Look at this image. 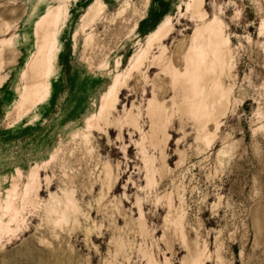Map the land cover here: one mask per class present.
Segmentation results:
<instances>
[{
  "label": "rangeland",
  "instance_id": "1",
  "mask_svg": "<svg viewBox=\"0 0 264 264\" xmlns=\"http://www.w3.org/2000/svg\"><path fill=\"white\" fill-rule=\"evenodd\" d=\"M0 264H264V0H0Z\"/></svg>",
  "mask_w": 264,
  "mask_h": 264
},
{
  "label": "bare ground",
  "instance_id": "2",
  "mask_svg": "<svg viewBox=\"0 0 264 264\" xmlns=\"http://www.w3.org/2000/svg\"><path fill=\"white\" fill-rule=\"evenodd\" d=\"M48 46H49V42L48 40H46L37 53L39 56V58L37 57L38 58L37 60L40 61L39 64L37 65L39 66L38 68H40L41 71H44V68L46 66L45 58L47 56ZM118 101H119V90L117 89L116 86H112L108 89L105 96L103 97V101L97 115L89 119V121L87 122L88 129L95 130L96 128H99L102 123H106L108 121V117L110 116V112H112L118 105Z\"/></svg>",
  "mask_w": 264,
  "mask_h": 264
}]
</instances>
